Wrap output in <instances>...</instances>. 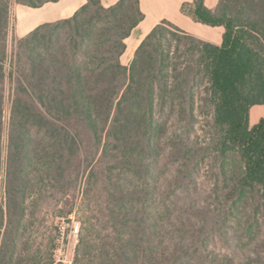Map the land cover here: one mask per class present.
I'll use <instances>...</instances> for the list:
<instances>
[{"label":"trees","instance_id":"trees-1","mask_svg":"<svg viewBox=\"0 0 264 264\" xmlns=\"http://www.w3.org/2000/svg\"><path fill=\"white\" fill-rule=\"evenodd\" d=\"M57 1L0 0V175L8 88L12 104L0 264H54L22 244L27 200L45 197L41 186L69 196L87 171L106 202L74 264H264L247 253L259 251V212L264 224V119L250 124L264 105V0L184 4L194 21L224 28L222 44L164 20L129 66L140 1L88 0L16 38L7 71L12 5Z\"/></svg>","mask_w":264,"mask_h":264},{"label":"rangeland","instance_id":"rangeland-1","mask_svg":"<svg viewBox=\"0 0 264 264\" xmlns=\"http://www.w3.org/2000/svg\"><path fill=\"white\" fill-rule=\"evenodd\" d=\"M13 7L11 9L10 31L7 39V51L9 60L7 62V71L13 70L10 64V58L15 44ZM15 71V70H14ZM12 104L10 100V89L6 91V99L3 109V134H2V164L0 175V212L6 205L7 190V169L9 154V126L11 118ZM206 128L204 123L197 124V134L201 139H205ZM207 170V169H206ZM89 171L81 175L78 187L71 192L69 196L55 193L49 186H41V191L45 197H36L37 189L33 191L34 196L29 197L27 202L28 217L22 224L24 239L22 244L31 251L32 256L43 258L47 254L52 255L54 264H74L77 248L80 243L81 235L84 234L86 223L88 221L97 224L103 219V209L106 202L105 184L100 178H92L89 183L87 179ZM103 179H106V177ZM202 179V178H201ZM203 180V179H202ZM249 202L252 207L260 204V194L254 192L249 194ZM259 225L256 226V245L257 253H250L254 258H259L264 262V224L260 212L258 213ZM73 223H79L80 235L79 242L73 238L69 239L70 227ZM62 237L65 239L63 240ZM1 245V234H0ZM24 245V246H25ZM23 246L21 245V248ZM259 253V254H258ZM244 262V260H243Z\"/></svg>","mask_w":264,"mask_h":264},{"label":"crops","instance_id":"crops-1","mask_svg":"<svg viewBox=\"0 0 264 264\" xmlns=\"http://www.w3.org/2000/svg\"><path fill=\"white\" fill-rule=\"evenodd\" d=\"M120 0H101L105 8L116 5ZM144 20L135 28L131 36L126 40L127 48L121 61L125 66H129L140 44L162 21L167 20L183 31L216 45L223 42L224 28L209 27L194 21L190 16L182 12L184 4L193 0H139ZM219 0H205L209 9H215ZM88 0H58L55 3H48L40 8H30L14 3V34L20 39L27 36L37 27L65 20L73 17ZM264 119V105L253 106L250 110V124L256 125Z\"/></svg>","mask_w":264,"mask_h":264},{"label":"built area","instance_id":"built-area-1","mask_svg":"<svg viewBox=\"0 0 264 264\" xmlns=\"http://www.w3.org/2000/svg\"><path fill=\"white\" fill-rule=\"evenodd\" d=\"M79 235H80V225L79 223H73L70 227L69 239L74 238L76 240V243H78ZM62 239L64 240L65 238L62 237Z\"/></svg>","mask_w":264,"mask_h":264}]
</instances>
